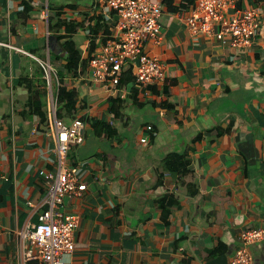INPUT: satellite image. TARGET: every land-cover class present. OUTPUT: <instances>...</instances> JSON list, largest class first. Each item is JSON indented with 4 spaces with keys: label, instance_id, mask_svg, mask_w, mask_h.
I'll return each instance as SVG.
<instances>
[{
    "label": "crops",
    "instance_id": "1",
    "mask_svg": "<svg viewBox=\"0 0 264 264\" xmlns=\"http://www.w3.org/2000/svg\"><path fill=\"white\" fill-rule=\"evenodd\" d=\"M235 5L260 10L259 33L245 50L227 37L194 36L185 22L191 10L164 5L160 42L146 51L165 64L168 79L150 93L133 84L129 95L132 86L121 84L112 95L88 70L63 78L78 91L86 123L85 142L65 161L88 185L65 202L79 217L65 264H207L223 254L230 264L242 231L264 227V0ZM60 10L68 22L100 13L103 28L91 34L86 21L76 32L50 31ZM118 21L98 0H0L7 44L0 45V264H16V230L38 222L43 172L57 166L54 137L29 112L34 97L47 110L50 96L36 57L63 72L64 42L74 39L83 58L94 42V55ZM52 36L62 50L52 49ZM114 96L124 100L117 113L109 111ZM251 252L252 264H264V242Z\"/></svg>",
    "mask_w": 264,
    "mask_h": 264
},
{
    "label": "built area",
    "instance_id": "2",
    "mask_svg": "<svg viewBox=\"0 0 264 264\" xmlns=\"http://www.w3.org/2000/svg\"><path fill=\"white\" fill-rule=\"evenodd\" d=\"M98 1L109 13L114 12L119 21L115 35L109 37L90 60L88 72L93 80L108 86L112 95H119L123 89L120 86L123 71L131 69L134 85L140 91L150 93L152 87L163 85L168 79L166 66L157 55L147 53L146 44L160 42L164 3ZM235 1L195 0L194 9L185 17L187 28L194 36L204 34L221 40L227 37L231 46L239 50L252 47L260 29L259 7L237 9ZM0 45L7 44L0 42ZM36 59L50 90L47 128L56 142L57 166L55 171L43 172L41 205L46 208L39 214L38 222L26 223L16 230L15 261L16 264H65L64 256L75 250L73 234L79 222L77 214L66 211L65 202L69 198H82L88 189L78 168L65 160L71 147L85 142L86 123L79 114L71 122L58 116V93L63 83L50 62ZM140 142L146 143L147 138H141ZM239 241L230 264H252L251 248L255 243L264 242V227L243 230Z\"/></svg>",
    "mask_w": 264,
    "mask_h": 264
},
{
    "label": "trees",
    "instance_id": "3",
    "mask_svg": "<svg viewBox=\"0 0 264 264\" xmlns=\"http://www.w3.org/2000/svg\"><path fill=\"white\" fill-rule=\"evenodd\" d=\"M259 1L261 0H255L256 3ZM163 3L167 7V10L172 12H182L185 10H192L196 5L195 0H182L179 5H175L173 0H164ZM59 9H61V7ZM29 10H30L29 6L24 8V12H28ZM61 14H62V10L58 11L57 14H55V16L58 17V20L56 21L55 24H50V31H56V30L59 31L65 25L66 28L68 26V30L70 31V33H72L71 31L76 32L78 29L80 30L81 28L84 27V25L87 23L86 21L90 23L91 34L92 33L97 34L103 28V24L100 23V19H101L100 13L87 16L88 20L83 22H77L75 20H70V22H68L66 17ZM53 16L54 14L51 17L53 18ZM114 22L116 23L117 21L114 20ZM105 33L107 35L106 37L100 39L101 42H106V40L109 38L108 36L111 33L110 28L107 27ZM62 48L68 53L67 63L64 66L65 70L63 72H67L73 77H79L80 75H83L89 68L90 60L95 50V43L93 42L92 45L89 47V55L86 58L82 57V50L79 48L77 42L74 39L67 40L66 42H64L62 44ZM60 79L63 85L60 87L58 93V116L66 120L73 119L78 115V110H77L78 91L74 88L67 87L68 84H65V80L63 78ZM130 83L132 84L135 83L134 77L132 75L131 69H125L122 74L121 84H123L128 90ZM133 86L131 88V92H129V95H133L132 94L134 89ZM109 102H110L109 111L117 113L119 110V106L123 105L124 100L121 99L120 97H115V98H110ZM81 107L84 106L82 105ZM29 112L37 115L38 118L40 119V123L47 126L48 117H47L45 100L40 99V97L39 99H37V97L36 98L34 97L32 102L29 104ZM93 127L97 129L98 128L101 129L104 128V125L101 124L100 121H96L93 124Z\"/></svg>",
    "mask_w": 264,
    "mask_h": 264
},
{
    "label": "water",
    "instance_id": "4",
    "mask_svg": "<svg viewBox=\"0 0 264 264\" xmlns=\"http://www.w3.org/2000/svg\"><path fill=\"white\" fill-rule=\"evenodd\" d=\"M52 40V49L58 48V50H62L60 45L58 44L57 38L55 36L51 37ZM63 56H65L66 54H64V52L62 53ZM133 84L130 83L129 86H132ZM71 122V121H70ZM207 264H228V256L226 254L220 255L210 261L207 262Z\"/></svg>",
    "mask_w": 264,
    "mask_h": 264
},
{
    "label": "rangeland",
    "instance_id": "5",
    "mask_svg": "<svg viewBox=\"0 0 264 264\" xmlns=\"http://www.w3.org/2000/svg\"><path fill=\"white\" fill-rule=\"evenodd\" d=\"M58 74L60 75V77L64 78L65 76H67L68 73L67 72L59 71ZM54 89H55V86H54ZM79 146H81V145H79ZM76 147H74V148H76ZM74 148L71 147V149L69 150L68 160H71V159H73L75 157V150H74Z\"/></svg>",
    "mask_w": 264,
    "mask_h": 264
}]
</instances>
